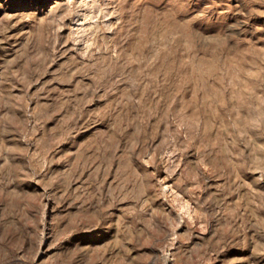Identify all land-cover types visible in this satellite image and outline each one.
Instances as JSON below:
<instances>
[{"label": "rangeland", "instance_id": "obj_1", "mask_svg": "<svg viewBox=\"0 0 264 264\" xmlns=\"http://www.w3.org/2000/svg\"><path fill=\"white\" fill-rule=\"evenodd\" d=\"M0 264H264V0H0Z\"/></svg>", "mask_w": 264, "mask_h": 264}]
</instances>
